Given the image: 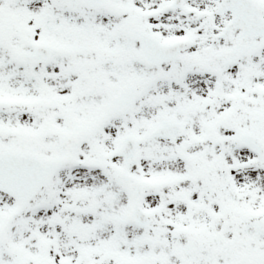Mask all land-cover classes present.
<instances>
[{
  "label": "snow or ice",
  "instance_id": "obj_1",
  "mask_svg": "<svg viewBox=\"0 0 264 264\" xmlns=\"http://www.w3.org/2000/svg\"><path fill=\"white\" fill-rule=\"evenodd\" d=\"M0 264H264V0H0Z\"/></svg>",
  "mask_w": 264,
  "mask_h": 264
}]
</instances>
